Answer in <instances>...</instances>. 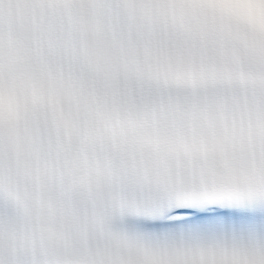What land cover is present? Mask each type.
<instances>
[{
	"label": "snow or ice",
	"instance_id": "6c2138e0",
	"mask_svg": "<svg viewBox=\"0 0 264 264\" xmlns=\"http://www.w3.org/2000/svg\"><path fill=\"white\" fill-rule=\"evenodd\" d=\"M0 264H264V0H0Z\"/></svg>",
	"mask_w": 264,
	"mask_h": 264
}]
</instances>
